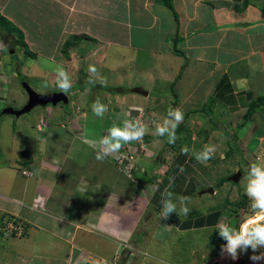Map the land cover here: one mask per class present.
I'll use <instances>...</instances> for the list:
<instances>
[{"label":"crops","instance_id":"0c3cea01","mask_svg":"<svg viewBox=\"0 0 264 264\" xmlns=\"http://www.w3.org/2000/svg\"><path fill=\"white\" fill-rule=\"evenodd\" d=\"M29 1L32 6L23 0L0 2V14L21 30L25 45L36 56L32 59L51 65L45 71L49 75L45 90H56L60 66L72 78V87L68 104L38 108L30 124L28 118L17 120L18 125L0 122V138L14 125L25 140L21 147L17 139L11 145L0 142V227L11 220L26 224L22 234H0V264H112L118 250L122 252L116 264L204 262L212 249L203 252L200 245L217 243L213 230L226 217L197 194L211 185L212 166L226 158L235 160L236 149L250 162H264V103L240 125L251 101L264 100V0H172L178 20L161 0ZM95 9L101 10L96 18L106 22V29H92ZM35 21L43 22L41 29L51 34L48 37L54 33L49 28L59 27L54 44L30 35ZM72 35L90 37L86 55L77 52L84 44L79 42L62 52ZM176 36L180 53L172 47ZM141 50L146 54L140 58ZM144 57H153L154 62L144 65ZM40 64L37 61L34 67ZM90 64L103 71L106 85L87 83ZM0 72V82L9 78L6 88L0 87V96L8 95L11 83L19 85L3 64ZM120 73L125 79H119ZM119 80L132 85L124 87ZM142 84L155 88H147L148 95L131 92ZM97 97L108 107L103 118L92 113ZM169 106L184 113L174 144L167 136L153 134ZM136 118L148 126L143 139L97 161L98 142L108 128ZM204 144L215 145L216 153L198 162L195 154ZM185 146L187 154L181 151ZM22 149L27 154L19 157ZM123 153L134 155L132 175L115 161ZM165 188L190 198L186 216L161 218ZM248 256L233 264H253ZM222 257L227 255L220 256L219 264L225 261Z\"/></svg>","mask_w":264,"mask_h":264},{"label":"clouds","instance_id":"9594fccd","mask_svg":"<svg viewBox=\"0 0 264 264\" xmlns=\"http://www.w3.org/2000/svg\"><path fill=\"white\" fill-rule=\"evenodd\" d=\"M5 48L6 46L3 44L2 41H0V50H3ZM88 71L90 73L89 79L87 81L89 85H95L96 83H99L102 86L106 85L107 83L106 79L99 76L98 70L95 67V65L90 64L88 66ZM55 83L58 90L66 95L72 87V78L70 77L69 73L65 70V68L62 66L56 69ZM68 98L70 101V96H68ZM48 106H53V105H48ZM91 107H92L93 115L99 118H103L105 113L108 111L107 105L103 104L99 99V97L96 98V100L93 102ZM183 118H184V113L179 107L173 108L169 106L163 121L161 123L155 124V131L153 134L159 137L167 136L168 143L174 144L178 138L176 135V129L178 128L180 123L183 122ZM147 133H148V126L139 118L124 119L119 123L114 122L108 128L107 134L104 135L99 140L98 148L95 153V159L97 161L103 162L107 157L115 153H118L124 145H127L133 141H141ZM22 151H25L24 156H26L27 150L22 149L18 153L19 157H24L23 155H21ZM181 151L184 154H187L189 149L185 146L181 149ZM215 153H216L215 145L204 144L201 151L195 154V159L198 162H206L210 160L215 155ZM121 158H123L122 162L119 161V159ZM133 160H134V155L131 153L129 154L123 153L115 158V161L118 162V165L123 167V170L129 175L133 174V170H134ZM240 171L242 172L243 175L244 170L242 171L241 169ZM23 173L30 174L31 172L27 170H23ZM231 176H229L228 178L229 180ZM238 182H234V183L237 184ZM171 184H172V180H170L169 182V187H171ZM209 187L214 188V192L211 193L213 195L217 190V188L214 186L210 185L208 187L202 188L201 190L208 189ZM201 190L197 192L199 196H202L205 193H210V192L200 193ZM244 194L247 196L249 200V214L246 215L240 221L239 226L238 227L234 226L226 221H218L217 225L214 228V230L217 231L219 236L224 240V242L219 241L216 244L217 247L220 248L219 251L220 256L227 255L230 257V259L228 257L226 264H233V261L238 259V252L246 253L249 248L252 250L253 253L249 258L253 262L264 261V252L259 251V253L257 254V250L264 249V162L253 161L248 165V172L244 177ZM223 201H225V199ZM189 203H190V198L185 196L177 197L174 195L173 192L169 191V188H165L164 191L161 193V198H160V205H161L160 216L161 218L164 219H168L172 215H175V217H178L181 214L186 216L190 212V208L188 207ZM210 208L211 210L218 208L223 210L221 207H218L217 204L210 206ZM196 211L199 212L198 209H196ZM22 222L24 223V221ZM25 228H26V224H25ZM18 234H22V233H18ZM220 256L219 259H217L216 261L218 264L221 261Z\"/></svg>","mask_w":264,"mask_h":264},{"label":"rangeland","instance_id":"374dc122","mask_svg":"<svg viewBox=\"0 0 264 264\" xmlns=\"http://www.w3.org/2000/svg\"><path fill=\"white\" fill-rule=\"evenodd\" d=\"M8 1H11V2H15V1H20V0H0V2L4 5H9ZM25 3H28V6H32L33 3L29 0H23ZM32 3V4H31ZM10 7L17 10V7L16 5L14 4H10ZM95 12V15L93 17V19L91 20V26H92V29H93V26L94 27H98L99 29H106V25L105 23L106 22H103L102 19L100 18H96V13H101V10L100 9H95L94 10ZM98 17V16H97ZM25 19V18H24ZM12 26L14 24V26L16 27V24L15 23H10ZM1 25V24H0ZM3 25H1L2 27ZM43 26V22H39V21H35L34 23L31 24V32L30 35L33 36V35H41L40 37V41L42 43H48L49 40L51 39V43L54 44V41L57 39V35H58V30H59V27L56 26V24H54L53 26H56V27H53V28H49V30H52L54 33L51 37H48L47 35H51V34H45L43 30L45 29H41V27ZM90 26V27H91ZM36 27V28H35ZM17 28V27H16ZM80 27H77L75 25V29L77 31H79ZM84 29V28H83ZM82 29V30H83ZM15 31V35L17 34V30H14ZM89 31V30H88ZM95 31V30H94ZM101 32V31H100ZM19 34H22L21 31L19 30ZM96 35H100V33H96ZM22 37L18 38L15 40L14 37H10V35H6V37L4 36H0V41L3 42V44L6 46L5 49L3 50H0V69L2 67V64H3V69H7V72L12 74L11 75V81L14 82V80L16 79V82L19 86L17 85H14L11 83V86L8 87V95L7 93L3 94L0 96V112L3 110V108H5L6 106H12L13 108H20L22 107L26 102H27V99H28V95L27 93L22 90L21 92H23V96L21 97L20 94L21 92L19 91L18 92V88L21 87V83H20V80L18 77V74H17V69H20L21 73L24 75V77L27 78L29 84L32 86V88H34L36 91H39V92H43V91H46V87L49 86L48 84V81H49V75L48 73L45 74V71L51 69V65L50 64H46V61L43 59H39L37 60L38 62H41V67L39 68H36L34 67L36 65V60L34 59H29L27 57H25L26 55V48L28 49V47L26 45H23L22 42L23 39H24V36L21 35ZM11 40H15L16 42V45L13 46L11 45ZM89 44H87V46L85 44H83V47L82 48H78L77 49V52L79 54H85L86 55V51L88 50V47ZM12 48H15L13 49V52H11V49ZM49 49H52V48H49ZM48 49V50H49ZM29 50V49H28ZM30 51V50H29ZM62 52L64 53V50H62ZM73 52H71L72 54ZM135 53V51H134ZM144 54H146V50H141L140 51V58L145 56ZM142 55V56H141ZM129 53H127V59H129ZM29 60V61H27ZM142 61L144 62V65L147 64V63H153L154 62V58L153 57H144V59H142ZM28 64V66H27ZM34 67V68H33ZM98 70V67L95 66ZM58 68V67H57ZM40 69V71H39ZM31 71V73H34V71L36 73H39V75L37 77L35 76H32V77H29L27 76V74ZM133 71H137L136 68L133 69ZM103 71H99L98 73H100V77H103V74H102ZM1 74V72H0ZM95 75V74H94ZM118 76V75H117ZM116 76V77H117ZM119 79H125V76L120 73L119 75ZM6 79H9L8 77H5L3 78L4 81H1L0 82V87H5V83H6ZM21 79V78H20ZM121 81L122 85L124 87H128V85H132V84H128L129 82L127 80H119V82ZM134 84H136L137 82H133ZM144 86L145 89H154L155 87L154 86H151L150 84H142ZM6 88V87H5ZM22 89V88H21ZM58 89V88H56ZM98 91V89H96ZM7 92V91H6ZM4 93V91H3ZM110 93H115L114 91L110 92ZM92 94L94 95L95 93L92 92ZM68 96H70L68 93H67ZM95 99V98H94ZM60 105H63L62 103ZM38 108H40L42 110L43 107H40V106H37V108L33 109L31 112L29 113H26V114H23L21 116H15V115H12V114H0V122L3 120V123L4 124H8L9 122H11V124H13V122L15 121L16 125H18V121H21L23 118H28V124H30L29 122V118L32 116V114H34V112H36V110H38ZM111 110L114 111V105L111 104ZM13 118V120H12ZM245 123V122H244ZM94 130L96 131L97 128H94ZM224 130V129H223ZM8 132H3L2 131V135H1V138H0V142L2 144L6 143L7 145H11L14 140H20V147L22 145H25V140H22V138L20 137L19 135V130H17V126L14 128V125H12V131L10 129V131L7 129ZM27 132L30 134V129L28 128ZM11 147V146H10ZM9 147V149H10ZM233 150L230 149L229 151V154L232 152ZM234 154L236 155L235 157V160H233L232 158H226L222 163L221 165H217L215 164V166H212L213 168V179H210L209 180V184H211V186H214L217 188V191L212 195L211 193H205L204 195V200L208 199L210 202H211V206L214 205V204H217L218 207H221L223 210H224V214L228 217H225L223 218L221 221H226V222H229L231 223L232 225L234 226H239V223L240 221L246 216L249 214V200L247 198V196L244 194V177L246 176L247 172H248V165L251 163L250 161H248L245 157V155L241 154H236L234 152ZM2 158V156H1ZM20 159V158H19ZM264 161V158L263 160ZM243 171V178H241V185L240 183H237L239 185H237L236 183H234L233 181H228L227 182V178H229V176H231L232 174H234L235 172H237L238 170H241ZM225 170V172H224ZM227 174V176L225 175ZM217 175V178L220 179V180H217L216 178H214L215 176ZM226 176V178L223 180V182H221L222 180V177L223 176ZM216 180V181H214ZM240 182V181H239ZM241 194V197L239 196ZM225 199V201H223ZM188 207L190 208L191 207V202L188 204ZM213 208V207H212ZM229 210H232L230 212V214L228 213ZM230 215V217H229ZM217 237V235H215ZM216 237L215 238V242L219 241ZM222 242H224L223 240H221ZM221 242V243H222ZM196 244V243H195ZM194 244V246H195ZM193 246V247H194ZM217 245L216 244H212V243H205L202 245H200V249L199 248H196V246L194 247V251H197L195 253V255H197L198 259L200 258L198 256L199 252H198V249L199 250H202L203 252H211V249H212V253L210 254L209 257H207L204 262H201L200 264H218L216 261L217 259H219V256H220V248H216ZM189 250H192L191 249V246L188 248ZM264 249H259L257 250L258 252L259 251H263ZM251 249L249 248L248 251L246 253H242V252H238V259L242 258L243 255L245 256H248V254H250V256L252 255L251 254ZM248 256V257H250ZM229 256H227L226 258L225 257H222V260H225L223 262V264H226L227 263V259H228ZM230 259V257H229ZM236 259V260H238ZM235 260V261H236ZM251 260V259H250ZM252 261V260H251ZM253 262V261H252ZM253 264H256L255 262Z\"/></svg>","mask_w":264,"mask_h":264},{"label":"trees","instance_id":"16d2710c","mask_svg":"<svg viewBox=\"0 0 264 264\" xmlns=\"http://www.w3.org/2000/svg\"><path fill=\"white\" fill-rule=\"evenodd\" d=\"M161 4L164 5V6H166V7H168V8H170L171 10H173L175 19L178 20V14H177V11H175V9H174L172 0H161ZM10 23H12V22L8 18H6L5 16H2L0 14V24L3 25L2 27L0 25V36L1 37L2 36L6 37V35H10V37H14L15 40L18 39V38H20V37H22L21 36L22 34H19V30L20 29L16 28L14 25L12 26ZM14 30H17V34L16 35H15V31ZM15 40H11V45H15L16 44ZM90 40H91L90 37H88L86 35H72V36H69L68 40L64 43L62 50H64V52H66V49L71 44L77 43V42L84 43L87 46V44H89L87 41H90ZM179 40H180V37H178V36L174 37L173 46H172L173 49H174V51L175 52H178V53L181 52L180 50L177 49V42ZM22 44L25 45L24 42H22ZM28 49L26 48V50H25L26 51V54H25L26 56L25 57H27L29 59H32V58L36 57L35 54H34V52H32L31 50L29 51ZM17 74H18V77H20V78H23L24 77V75L21 73L20 69H17ZM113 89L114 88H112V90ZM263 103H264V100H262L261 98H260V100H252L251 103H250V105H249V107L247 108L245 114L242 117V120L243 121L240 123V125L241 124H244V122H246L252 116V114L254 113V111L258 107H260ZM230 139H231L233 145L236 147V145H237V142H236L237 139H236L235 134H232L231 137H230ZM236 151L241 156V154H242L241 150L240 149H236ZM16 221H18V220H11V221H8V222L6 221V224L7 225L5 224L4 226L0 227V234H14V232H16V231H15V229L10 228L9 223L10 222H14L16 224L17 223ZM215 235H217L218 238ZM214 237H216L219 241L223 240L219 236L218 232L215 231V230H213V233H212V239L213 240L215 239ZM219 241H217V243ZM217 243H214V244H217ZM121 252L122 251H120V250H118L116 252V254L114 255V257L112 259V264H116L117 260L120 257Z\"/></svg>","mask_w":264,"mask_h":264},{"label":"water","instance_id":"95a60500","mask_svg":"<svg viewBox=\"0 0 264 264\" xmlns=\"http://www.w3.org/2000/svg\"><path fill=\"white\" fill-rule=\"evenodd\" d=\"M11 52H13V49H11ZM20 83L28 94L27 102L20 108H13L12 106H6L5 108H3V110L0 113L21 116L23 114L29 113L32 109H34L37 106H41V107H46L48 105L56 106L61 103L67 104L69 101L68 96L63 92H60L58 89L46 90L43 92L36 91L29 84L28 80L24 77L20 79ZM131 91L142 95H148V91L141 86H135L131 88ZM24 154L25 151H22L21 155L24 156ZM241 175L242 172L239 170L230 177V180H233L234 182H238ZM205 192L213 193L214 188L209 187L208 189H204L200 191V193H205Z\"/></svg>","mask_w":264,"mask_h":264},{"label":"built area","instance_id":"2783aa9c","mask_svg":"<svg viewBox=\"0 0 264 264\" xmlns=\"http://www.w3.org/2000/svg\"><path fill=\"white\" fill-rule=\"evenodd\" d=\"M119 161L122 162L123 158L119 159ZM16 222H17L16 224L14 222H10L9 223L10 228L15 229V231L17 233H22V231L25 228V224L22 221H19V220L16 221Z\"/></svg>","mask_w":264,"mask_h":264},{"label":"flooded vegetation","instance_id":"af4514ba","mask_svg":"<svg viewBox=\"0 0 264 264\" xmlns=\"http://www.w3.org/2000/svg\"><path fill=\"white\" fill-rule=\"evenodd\" d=\"M19 80H20V78H19ZM41 107V106H40ZM19 117V116H18Z\"/></svg>","mask_w":264,"mask_h":264},{"label":"bare ground","instance_id":"6f19581e","mask_svg":"<svg viewBox=\"0 0 264 264\" xmlns=\"http://www.w3.org/2000/svg\"><path fill=\"white\" fill-rule=\"evenodd\" d=\"M7 225V224H6ZM11 231V230H10Z\"/></svg>","mask_w":264,"mask_h":264}]
</instances>
